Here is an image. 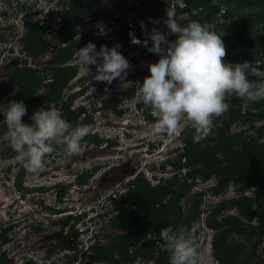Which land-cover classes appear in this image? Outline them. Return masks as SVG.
<instances>
[{"label":"rangeland","instance_id":"374dc122","mask_svg":"<svg viewBox=\"0 0 264 264\" xmlns=\"http://www.w3.org/2000/svg\"><path fill=\"white\" fill-rule=\"evenodd\" d=\"M59 1L61 0H58V2ZM33 2H36L39 7L62 8L61 4L57 3L59 4L57 6V4H55L56 2L52 0L47 3L45 0H34ZM219 2L220 0H212L211 5H217ZM34 3L32 5H34ZM1 4L2 3H0V5ZM127 5H130V2ZM127 5H122L121 3H117V6L113 3H110V5H108V3L102 4L103 7H106L107 11L114 15L121 12L118 7L124 6L126 14L131 17L134 12L128 10ZM0 9H2L1 6ZM223 9L224 7L221 5L219 13L211 14L209 16L211 25L219 31L220 35H223L224 23L235 21L238 18L235 14L229 19L224 18L222 14H220ZM21 10H25L24 6L21 7ZM61 10L63 11V9ZM248 11L249 10L246 9L239 13L244 14ZM207 12H209L208 7H205L192 9L191 13L194 16L198 15L205 19ZM106 14L107 13H103V16H101V20L104 22H98L97 26L102 27L106 24L108 28L109 25L113 23L111 17H106ZM20 15L23 14L21 13ZM164 17L163 19H167V16ZM184 18L185 14L178 15L176 13V19L179 23L182 24L185 20ZM143 19L144 18H141L140 22ZM136 20L137 19H135V21ZM205 23L207 22L205 21ZM14 24L10 26L12 29L16 30L21 28L23 19L21 17L17 18ZM113 27L118 29V27ZM257 27L260 28L259 25L254 23L251 24L250 31ZM111 29L109 27L108 29H105V31L109 32ZM158 30L161 33H164L167 30V27L163 24ZM43 34L44 32L42 35ZM13 45H16V42ZM135 47L139 46L135 45ZM135 50L138 51L136 48ZM119 52L124 54V57L128 56L126 54H136L133 49L120 50ZM239 53L240 56L236 59V62L245 55V46L243 44H239ZM159 58L158 54L153 53L140 63H136L129 59L130 68L126 70L127 76L131 74L132 77L136 76L138 78L144 75L150 76L148 66L149 64L156 63ZM32 63L35 64V67L30 66L27 69L34 71L35 69L37 70L36 75L41 80V85L38 88L37 93L38 95H44L49 89L51 71L45 70L46 66L44 60ZM67 63L69 65L73 64V68L77 70V73L75 74L76 76L72 78L71 82L77 80L79 77L84 79L82 84H85L88 81L85 87L82 86L81 88L80 85V89H77L76 93L71 95V107L76 109L77 107H81L86 116L92 117L93 126H90V133L87 137L93 135L92 133H95V135H97L96 141H98L99 144H87L85 142L83 151L72 156H66L59 148L57 149L58 152L56 151L60 155L57 156L60 157L61 162L57 161L58 166L55 167L54 172H51L50 178L52 182L70 181V183H72L73 179H78L74 182L80 181V184L75 183V185H72L71 187H64L65 190L58 195L57 193H46L42 195L35 193L31 196L20 197L19 194L24 192H17V188L13 187V182L11 181V179H13V173L18 171L19 164L14 159L15 153L10 144L4 138H0V231L4 229L3 231L7 233L10 229L7 234L8 236H11V238L6 237L8 240L10 239V242L5 245H1L3 240L0 236V252L5 251L10 258L13 257V263L11 264H16L25 258L29 260L31 259L35 264H63L62 262L70 263L73 260L76 261L72 264H90L85 260L86 258L84 255H87V252L85 251L91 242L98 241L100 243H105L106 237L116 236L117 231L111 228L110 220L114 216L119 215L120 212L124 215L123 221L127 219L130 212V207L128 205L129 198L126 194L129 187L128 181L132 180L138 173H144V177L147 181L152 185H156L162 175L168 177L170 176L169 172L171 171L170 168L169 170L167 168L165 173H162L157 168V165H160V162L167 157H175L180 149V132L178 134H173L172 136L164 134L159 139L148 138V126L154 120V117L152 116V120H150L145 115V108L137 100V86L140 82L136 83V88H134V90L124 91L121 92L122 94L118 95V101H115L118 106V111L113 112L100 107L98 112H96L95 109H97L98 106H101L103 101L112 97L115 92L124 87L122 83H120V79L116 81L113 80L111 84L96 81L94 80L96 68L93 69L92 65H89L90 72L85 71L78 63V58H75L74 56ZM141 63L144 64L139 66ZM233 64L236 63L234 62ZM8 76L9 71L5 74L4 72H0V81L6 79ZM89 87L94 88L95 91L91 92ZM74 90V88L71 89V91ZM125 92L127 93L126 96L124 95ZM68 93L69 91L64 88L62 97L66 98ZM9 102L7 99H2L0 106L6 107ZM93 104L96 105L95 109L93 108ZM49 106L60 109V103L58 106H55L52 103ZM242 107L243 110H253L247 104H244ZM93 113H95V115ZM83 117V114H81L80 119H83ZM108 119L112 122L108 121ZM114 121L117 123H114ZM187 121L188 120L186 119L183 121V129L185 128ZM251 122H253V124H250ZM112 123H114V129L108 131L107 129L111 127ZM251 125H253V127H251ZM260 125H262L260 121L256 122V120L253 119L250 122L246 121L234 124L229 130L232 135L243 132L245 137H257L258 134L256 130ZM102 139H104V141L116 143V145L112 147L110 144L106 145ZM47 159L51 160V156ZM47 159L46 161H48ZM64 164H68V167L70 168L64 169L62 172L60 169H62ZM6 172L8 175L5 174ZM10 172H12V175ZM46 174L48 173H45V175ZM218 181L219 178L214 177L208 182L203 183L200 182L199 178H196L191 189L179 200L181 211L186 213L189 210L188 208H193L195 206L197 202L196 196L202 193L197 206L199 215L191 223L190 229L199 246L202 243L200 246L201 250L205 251L207 254L211 253L213 232L205 225L206 228L205 230L203 229L202 217H207L208 215L209 219V215L216 213L217 211H219L217 218L225 217L226 215H237L236 210L230 206V202L238 199L240 196L234 190V188L237 189L239 187V184L227 187L222 193L213 194L211 188L216 185ZM27 184L31 185L29 181ZM251 191L252 189L246 191L244 195L251 196ZM41 198H43V200H41ZM221 205L224 206L223 209H221ZM69 209H72L74 214L77 213L75 215L80 214V216L72 218V220L69 219V225L61 231L62 234L60 233V236H57L56 232H60L61 222H63L67 217L66 215H68L65 211ZM72 222H74V224H72ZM81 223L85 225L86 235H83L82 237H72L73 240L71 238L67 239L66 232L69 231L71 226H74L72 227L73 231H76L77 224ZM253 224L256 225L257 222L253 220ZM5 227H8V230H5ZM159 233L160 231H157V234ZM3 235L5 236L6 234L4 233ZM149 235L150 236H147L145 241L153 240L156 233ZM233 239V247L238 253V257H235L232 261L242 262L243 260H247L248 255H253V259L256 262L264 260L262 244L255 248L252 247V243L256 242V237L248 239L245 235H234ZM4 241L6 240L4 239ZM53 241H58L57 243L59 245L63 244V248L58 247L54 252L57 256H53V258L51 257L46 260L44 258V253L47 248H49V244ZM241 246H243L242 251L240 250ZM209 256L211 257V255ZM53 261L54 263H52ZM216 263V260H211V264ZM132 264H142V262L139 259H136Z\"/></svg>","mask_w":264,"mask_h":264},{"label":"trees","instance_id":"16d2710c","mask_svg":"<svg viewBox=\"0 0 264 264\" xmlns=\"http://www.w3.org/2000/svg\"><path fill=\"white\" fill-rule=\"evenodd\" d=\"M186 6L183 9H177V12H187L188 16L183 24L190 20L199 21L202 24H211L209 16L219 13L221 5L224 9L220 14L224 18L229 19L234 14L238 17L235 21L224 23L223 35L214 28L216 33L222 36L225 45L226 55L222 59L224 62L243 63L247 61L250 65L264 69V0H220L217 5L212 6V0H185ZM141 6L136 8L139 15H144L148 19L146 24H151L163 12L162 9L166 5V0H140ZM99 0H70V10H65L62 13L59 11L49 16L46 23L42 26L26 25L28 29L24 35V49L32 54H40L45 52L46 46L41 40V35L49 26L50 18L58 15L64 22V28L77 23V21L85 16L92 18L98 15ZM208 7L205 19L198 15H192V9ZM248 9L244 14L239 12ZM207 23H205V21ZM120 29L117 31L118 37L109 39L108 37L87 36L86 39H92L97 50L101 46L107 48L116 47L121 44L126 46L131 42V34L139 38L146 30L141 29L139 23L134 19H126V16L121 13V17L117 19ZM259 25L260 28L250 31L251 24ZM169 41L175 40V34H168ZM85 40H81L76 44L69 43L65 47L55 52V55L50 61L51 67V82L46 95L35 97L34 92L40 87L41 80L36 75L34 70H21L12 74L8 83L0 84V98L4 93L8 92L12 85L18 86L19 101H23L27 108V114L30 117L41 107L48 108L51 103H58L63 99L61 92L67 86V83L75 77L76 69L73 67H62V64L72 59L76 50L84 45ZM151 40H148L146 49L151 47ZM239 44L245 46V55L237 62L236 59L240 56ZM150 54L152 52L149 51ZM250 80H256V77L248 76ZM129 91V90H128ZM122 94V93H120ZM124 94V93H123ZM125 92V96H126ZM118 95L109 97L103 101V108L116 112V103ZM72 97L66 98L65 102L60 104V111L63 116L73 124L93 125L92 117L84 116L80 119L83 111L81 109H71ZM228 103V111L220 117L214 118L216 125L212 134L200 143L194 142V129L189 123L180 132V147L176 159L166 158L163 163L157 165L158 169L163 172L165 166L170 164L173 170H179L194 166L186 172V176H178L173 174L170 178H165L160 184L151 186L146 181L142 174H139L132 182L131 205L137 206L139 211L144 213L142 217V229L144 232L148 229H162L168 225L174 228L185 225L190 228L191 223L198 216V204L201 194L196 196V204L186 213L181 211L179 200L190 190L194 184V180L200 176L202 181H206L209 177L215 175L220 179V185H226L228 182L240 184V191L248 187H256L253 197H241L230 203L231 206L237 209L238 216L228 215L221 221L213 220L212 227L217 230V236L213 243L215 246L214 254L218 264H264V260L255 261L253 255H248L247 260L242 262L232 261L237 256L234 244V235H245L248 239L256 237V242L252 243V247L262 244V253L264 255V124L257 130V137H242V133L230 134L232 124L238 122L257 121L264 122V100L256 102H245L235 95L226 96ZM249 105L253 110H243V105ZM3 120V117L0 116ZM253 124V122H251ZM5 125L1 123L0 130ZM253 127V125H251ZM87 144L97 143L96 136H86ZM21 176L17 177V185L21 183ZM191 180L190 182L188 180ZM77 183L80 184V181ZM213 188V193L217 194L222 190L221 187ZM254 207L253 209L251 207ZM123 213L114 216L110 220L111 228L123 226ZM134 220V218H133ZM257 222L254 225L252 222ZM139 225V222L135 223ZM138 232V231H137ZM70 235L75 234L72 228L69 231ZM134 232L119 234L114 237H106L105 243L95 241L91 243L87 249L86 259L92 264H132L136 259H151L153 249L151 248L148 256L143 249L148 245L152 247V242L145 243L143 247L134 249V245L139 241ZM164 243V242H163ZM63 244H57L53 249L62 247ZM240 250H243L241 246ZM254 250V249H253ZM252 250V251H253ZM252 254V252H251ZM168 250L160 251L154 259L155 264H169ZM0 264H7L0 262Z\"/></svg>","mask_w":264,"mask_h":264},{"label":"clouds","instance_id":"9594fccd","mask_svg":"<svg viewBox=\"0 0 264 264\" xmlns=\"http://www.w3.org/2000/svg\"><path fill=\"white\" fill-rule=\"evenodd\" d=\"M168 1L170 3L172 0H166L163 7L167 10L164 24L169 33L176 35V39L169 41L165 34L155 28L152 29L149 35L152 44L148 51L158 54L160 58L156 63L149 64L150 76L145 77L142 84H138L137 100L149 109L154 117L148 126L149 139H159L164 134L168 136L178 134L182 131L183 121L186 119L191 122L194 129V142L200 143L212 134L216 126L214 118L228 111L226 96L235 95L245 102L264 100V69L250 65L247 61L236 64L224 62L222 58L226 55L225 45L222 36L216 33L214 27L195 20H190L186 24L179 23L175 11L183 9L186 3L184 0H177L169 5ZM17 2L19 12L25 13L24 15L45 12V7H39L36 2L28 0ZM129 2L130 5H127ZM122 5H127L128 10L134 14L129 17L125 7L121 6L120 15L123 12L127 19H134L136 8L141 6V2L125 0ZM22 6L25 10H21ZM141 28L142 30L145 28L143 22ZM130 36L132 43H143L147 47L148 40L141 42L134 34L130 33ZM120 50H123L121 46L113 48L101 46L97 51L96 45L88 42L86 46L76 50L74 55L83 70L90 72L89 65L96 67L94 80L111 84L115 78L122 77L130 68L129 61L119 52ZM129 59L131 60V57ZM249 75L256 77V80H250ZM89 90L95 91L92 87H89ZM68 97L72 96L66 98ZM100 107L103 108V102L97 109L93 104L96 112ZM77 109L82 110L81 107ZM83 113L85 114L84 111ZM26 114L27 108L23 101H10L6 107L0 106V116L3 117L0 123L6 127L2 136L13 149L15 161L21 163L30 174L38 175L44 171L49 154L58 148L66 156L83 151L84 138L90 133L89 125L73 126L62 112L53 106L46 109L41 107L35 111L30 117L32 121L30 124L22 121ZM163 161L160 162V166ZM75 180L78 179H73L72 183L68 181L62 184L65 187L79 184L78 181L74 182ZM71 211L73 210L69 209L65 212L76 218L74 212L69 213ZM85 229L82 223L77 224L75 234L70 235L67 231L66 238L82 237L86 235ZM160 237L168 250L169 264H211L212 258L201 250L189 227L180 225L174 228L168 225L160 230Z\"/></svg>","mask_w":264,"mask_h":264},{"label":"flooded vegetation","instance_id":"af4514ba","mask_svg":"<svg viewBox=\"0 0 264 264\" xmlns=\"http://www.w3.org/2000/svg\"><path fill=\"white\" fill-rule=\"evenodd\" d=\"M31 1L33 2L34 0H31ZM45 1H46V3L50 2V0H45ZM52 1L61 4L62 5L61 9H63V11L70 10V6H69L70 0H61L59 2H58V0H56V1L52 0ZM124 1L125 0H99L98 15L96 17L92 18L89 15L85 16V17H82V18H80L77 21V23L67 27L66 29L64 28L63 20H61V18L58 15L51 17L50 18L51 20L49 22V26L47 27V29L44 32V34L41 36V40L43 41L44 45L47 47L45 52L40 53V54H32V53H30V52H28L27 50L24 49V35L27 32V30H28L26 28V25H28V24L29 25H36L38 27L42 26V25H44L46 23V21L48 20L49 16H51V14H53V13L55 14V12H57V11H59V13H62L63 11L61 9H57L56 7H50V8L47 7V8H45V12L44 13L42 12L41 14H38L36 12H31L28 15H24L23 14L24 15L23 16V15H20L21 12H19V10H18V6H17L18 2H17V0H0V3H2L0 5L1 8L4 7L3 9H0L1 10V12H0V72H2V73L4 72V74H5L6 72L9 71V76L6 79H3L2 81H0V84L8 83L10 81V78H11L12 74L14 72H16V71H21V70L27 69L30 66L35 67V64L32 63V62H35V61H39V60L43 61L44 60V62H45L44 64L46 66L45 70L50 71L51 67H52L50 61H52V59H53V57L55 55V52L58 51L59 49L65 47L69 43L76 44V43L80 42L81 40H85V38L87 36L88 37L89 36L108 37L109 39H113V38L118 37L117 31L120 29V26L117 23V19L120 18L121 15H120V13H118L117 15H114V14L110 13L109 11L106 10V7L102 6V4L108 3V5H110V3H113V4H115L117 6V3L123 4ZM176 1L177 0H172L170 3H169V1L167 3H169V5H170V4H174ZM185 3H186V1H185ZM59 4H57V5H59ZM118 8L121 9V6L118 7ZM112 12H113V10H112ZM162 12L163 13L159 17H157V19L152 21L151 24H146V21H148V19H147L148 17L145 18L143 14L139 15L138 13H136V15H135L136 17L134 18V20L137 19L136 22L139 23L140 28H141L140 24H141V22H143V24L145 26L144 29L146 30L138 38L141 42H143L144 40H149V35H150V33H151L153 28L158 30V28L160 26L162 27V25L164 24V21L166 20V19H163V17L167 16L166 13H165L166 10L162 9ZM175 12L178 15L185 14V18L184 19L186 20V18L188 16L187 12H177V9H176ZM103 13H107L105 16L106 17H111V19L113 21V23L111 25H109L110 29L112 28L111 30H109V32L105 31V29L109 28V27L107 28L106 24H104V26H102V27L97 26L98 22H100V23L104 22V21L101 20V16H103ZM20 17H23L22 18L23 19L22 27L18 28L16 30L12 29V27H10V26H12L16 22V19L20 18ZM127 18L128 17H126V19ZM141 18H144V19L140 22ZM184 21H183V23H184ZM113 26L118 27V29H115ZM162 34H165L167 36L168 34H171V33H169L168 29H167ZM77 36H79L80 38L79 39L76 38ZM44 39H45V41H44ZM15 42H16V45H13ZM88 42H92L93 43L92 39H89V40L86 39L85 42H84V45H82L81 48H83ZM135 45H138L139 47H135ZM116 46H121V48H123V50L133 49L136 52V54H131L130 53V54H126V55L131 57V60L136 62V63H140L142 60L147 59L149 56H151L153 54V53L152 54L149 53V51L146 49V46H144L143 43L134 44L132 42H129L126 46H123L121 44H118ZM135 48L138 51H136ZM73 56L76 58L75 55H73ZM128 56H125V58L129 59ZM67 62L62 64V67H73L74 66L73 64L69 65ZM226 63L233 64L234 62H226ZM142 64H144V63H141L139 66H141ZM92 67H93V69L96 68L94 65H92ZM92 67H91V69H92ZM35 71L37 72L36 69H35ZM76 73H77V70H76ZM145 77H147V76L144 75V76L138 78L136 76L132 77V74L129 75V76H127V74H125V75L122 74V77L115 78L114 81L120 79V83H122V85L124 87H122L121 90L115 92V94L112 95V96L120 94L121 92H124V91H128V90L132 91V90H134V88H136V83L140 82V84H142ZM81 78L82 77H79L77 80H75L73 82H71V80H72L71 79L67 83V86L65 87L69 91L67 96L74 95L76 93V90L80 89L79 88L80 85H81V88H82V86H84V87L86 86L88 81L85 84H82V82H84V79L83 78L81 79ZM72 88H74L75 90L71 91ZM137 88H138V86H137ZM37 91H38V89L35 90L34 96L35 97H42L43 95H38ZM77 92H79V91H77ZM118 92H120V93H118ZM12 93H13V95H12ZM62 93H63V91L61 92V96H62ZM46 94H44V95H46ZM2 99L3 100L7 99L8 102L9 101H17L18 102L19 101V89H18V86L12 85L10 90L8 92L4 93L3 96L0 98V102H1ZM63 102H65L64 98L61 99V101H59L60 104H62ZM52 104H54L55 106H58V103H52ZM116 111H118V106H116ZM144 111H145V115L150 120H152V115L150 113V110L145 108ZM22 121L25 122V123H28L29 122V116L25 115L24 117H22ZM108 121L112 122L109 119H108ZM0 122H2L1 118H0ZM256 122H259V121L256 120ZM260 122L262 124H264L263 121H260ZM114 123H117V122L114 121ZM114 123L111 124V127H109V126H108L109 128L107 127L108 131H110L111 129H114L113 128ZM189 123H191V122L187 121L186 126ZM238 123H241V122H238ZM235 124H237V123H235ZM250 124H252V123H250ZM232 125H234V124H232ZM0 126H1V123H0ZM104 126H106V125H104ZM260 126H258L257 128H259ZM4 131H6V127H4L3 129L0 130V138H3L2 133ZM93 134L95 135V133H93ZM241 135H242V137H245L243 132H242ZM95 136L97 137V135H95ZM102 141L105 142L106 145L110 144L111 147L116 145V143H113V142H110V141H104V139H102ZM96 144L97 145L99 144L98 141H97ZM180 150H181V147L178 150V152ZM57 152L55 151L54 153L49 154L48 158L51 156V160L47 159L48 161H46V168L44 169V171H42L38 175L30 174L24 168V166L21 163L17 162L19 164L18 165V171L13 173V175H12V172H10V174L13 176V179H11V181L13 182V187L17 188V190H18L17 192H19V191H23L24 192L22 194H19L20 197L31 196L32 194H35V193H38L40 195L46 194V193H52V194L53 193L54 194L57 193V195H58L59 193H61L62 191L65 190L64 189L65 186L62 184V181L61 182L60 181H56L55 183H53L51 178H50L51 177V172H54L55 171V167L58 166L57 165V161L61 162L60 157H58L60 155ZM178 152H177V154H178ZM62 157H64V156H62ZM176 157H177V155L175 157H170V158H173V159L175 158L176 159ZM60 165H62V164H60ZM68 166H69L68 164H64L62 169H60V170L63 172L64 169L70 168ZM167 168H168V170H169V168L171 169V171L169 172L170 176L165 177V176H163L161 174L162 177L159 178L157 184H160L162 181L165 180V178H170L174 173L175 174L178 173L179 177H181V176L185 177L186 176V172L189 169L193 168V166L188 167V169L183 168V169H179L177 171V170H173V167L170 164L169 165L167 164L165 166V168H164V171L162 173H165ZM45 173H48V174L45 175ZM5 174L8 175L7 172ZM10 174H9V176H10ZM55 174H56V172H55ZM140 174H142L143 177H144V173H140ZM19 176H21V178H20L21 183L18 186L17 185V177H19ZM137 176H139V173L132 180L128 181L129 187H128V190H127L126 194H127L128 198H129L128 205L130 207V212H129L128 216H127V219H125L122 222L123 223L122 227H117V228H113V229L117 231L116 236L119 235V234H125V233L134 232L137 235L136 238H138V240H139L137 242V244L134 245V249L141 248V247H143V245H145V243H149L150 244L152 242V245H153L152 247H150V245H148L147 248L143 249V251H145L148 256H151L149 254V252H150V250L152 248L154 250L153 254L151 256L152 258L151 259H145V260H141L139 258L138 259L142 262V264H146V263L155 264L154 263V259L156 258L157 253L159 252V250L160 251H165L167 248H166L165 244L163 243V241H162V239L160 237V233L157 234V231H160V229H155V230L148 229V230H145L144 232H140V229H142V222H143L142 217L144 216V213L142 211H139L137 206H135L134 204L131 205L132 196H131V193H130L131 190H132L131 182ZM214 177H216V176L213 175V176L209 177V179H207L206 181H202L200 176H198L197 178H199L200 182L204 183V182H208L209 180H211V178H214ZM144 179L147 181V179L145 177H144ZM28 181H29V183H31V185L27 184ZM188 181L190 182L191 180L189 179ZM57 182H60V184H57ZM219 183H220V179H219L218 183L211 188L212 193H213V188L217 187L219 185ZM156 185H152L151 184V186H156ZM233 185L236 186L238 184L237 183H233V182H228L224 186L223 185L218 186V188L221 187L222 190L219 191L217 194L222 193L227 187L233 186ZM240 187H241V185L239 184V187L237 189L234 188L236 193H238L240 195L238 197V199H240L243 196L251 198V197H253L254 192L256 191V187H248L245 190L243 189V191L239 190ZM250 189H252V191H251L252 195L251 196L244 195L245 192L249 191ZM204 191H206V190H204ZM204 191H201V192H204ZM238 199H236V200H238ZM20 200H21V198H20ZM41 200H43V198H41ZM232 201H234V200H232ZM231 207H233V206H231ZM223 208H224V206L221 205V209H223ZM233 208L237 212V209L235 207H233ZM251 208L253 209L254 207L252 206ZM69 213H73V212L71 211ZM218 213H219V211L209 215V219H208V215H207V217H202V222H203L202 227H203V229L205 230V228L207 227V228H209L210 231L213 232V234H212V236H213L212 237V243H211V248L212 249H211V253H208V255H211V258L214 259V260H217L216 257H215V254H214L215 246H214V243H213L214 239L217 236V230H216L215 227L211 226L212 225L211 223H213L214 219H216L217 221H221V219L226 218L228 216V215H226L225 217H218L217 218V214ZM75 214H77V213H75ZM119 214H121V212ZM66 216H67L66 219L63 222H61L60 230H59L60 232H56L57 236H60V233L62 234L61 231H63V229L68 226L69 219L72 218L71 214H68ZM78 216H80V215L78 214L77 217ZM234 216H238V213H237V215H234ZM133 218H134V220H133ZM136 222L137 223L139 222V225L135 224ZM8 227L7 228L5 227V230L6 229L8 230ZM3 230L4 229H2V231H0V236L2 237V240H3L1 245L8 244L10 242V239L8 240L7 238H11V236H8V234H7L10 229L7 231V233L5 231H3ZM4 233L6 234L5 236L3 235ZM152 233H156V235L153 237V240L145 241L147 236H150L149 234H152ZM66 234H68V233L66 232ZM4 239L6 241H4ZM207 239H208V236H207ZM57 242L58 241H53L52 243L49 244V248H47L46 252L44 253V258L46 260H48L51 257L53 258V256H57L56 253H54V252L58 248L53 249L58 244ZM201 245H202V243H201ZM12 259H13V257L10 258L8 256V253H6L5 251H1L0 252V262L4 261L7 264H11V263H13ZM85 260H87V259H85ZM54 261H55V259H54ZM54 261L52 263H54ZM74 261H76V260H73L70 263H67V262H62V263L63 264H72ZM88 263H90V262L88 261ZM16 264H35V263L33 261H31V259L29 260V259L25 258L24 260H22V261H20V262H18ZM90 264H92V263H90Z\"/></svg>","mask_w":264,"mask_h":264},{"label":"bare ground","instance_id":"6f19581e","mask_svg":"<svg viewBox=\"0 0 264 264\" xmlns=\"http://www.w3.org/2000/svg\"><path fill=\"white\" fill-rule=\"evenodd\" d=\"M29 1H30V0H29ZM56 4H57V3H56ZM57 6H58V5H57ZM10 7H11V6H10ZM3 8H4V7H3ZM3 8H2V9H3ZM53 12H54V11H53ZM56 13H57V12H56ZM44 16H45V15H44ZM46 16H47V15H46ZM11 20H12V19H11ZM14 25H15V24H14Z\"/></svg>","mask_w":264,"mask_h":264},{"label":"built area","instance_id":"2783aa9c","mask_svg":"<svg viewBox=\"0 0 264 264\" xmlns=\"http://www.w3.org/2000/svg\"><path fill=\"white\" fill-rule=\"evenodd\" d=\"M22 14H25V13H22ZM127 60H129V59H127ZM83 116H86V115L83 113Z\"/></svg>","mask_w":264,"mask_h":264}]
</instances>
